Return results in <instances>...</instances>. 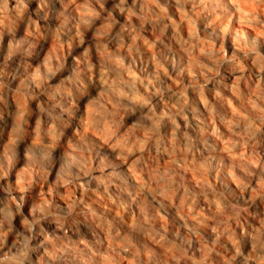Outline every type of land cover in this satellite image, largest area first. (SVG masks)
I'll list each match as a JSON object with an SVG mask.
<instances>
[{
  "label": "clouds",
  "instance_id": "obj_1",
  "mask_svg": "<svg viewBox=\"0 0 264 264\" xmlns=\"http://www.w3.org/2000/svg\"><path fill=\"white\" fill-rule=\"evenodd\" d=\"M0 264H264V0H0Z\"/></svg>",
  "mask_w": 264,
  "mask_h": 264
}]
</instances>
